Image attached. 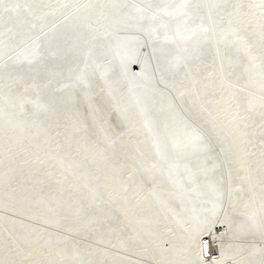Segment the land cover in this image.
<instances>
[{"label": "snow or ice", "instance_id": "snow-or-ice-1", "mask_svg": "<svg viewBox=\"0 0 264 264\" xmlns=\"http://www.w3.org/2000/svg\"><path fill=\"white\" fill-rule=\"evenodd\" d=\"M0 264H264V0H0Z\"/></svg>", "mask_w": 264, "mask_h": 264}, {"label": "bare ground", "instance_id": "bare-ground-1", "mask_svg": "<svg viewBox=\"0 0 264 264\" xmlns=\"http://www.w3.org/2000/svg\"><path fill=\"white\" fill-rule=\"evenodd\" d=\"M173 227H175V225H173ZM129 258H130V259H138V257H136L135 255H130Z\"/></svg>", "mask_w": 264, "mask_h": 264}, {"label": "water", "instance_id": "water-1", "mask_svg": "<svg viewBox=\"0 0 264 264\" xmlns=\"http://www.w3.org/2000/svg\"><path fill=\"white\" fill-rule=\"evenodd\" d=\"M133 70L134 71H138L139 70V67L138 66H133Z\"/></svg>", "mask_w": 264, "mask_h": 264}]
</instances>
